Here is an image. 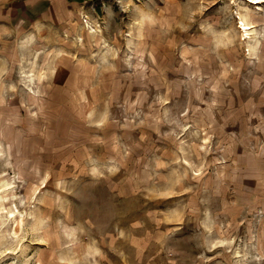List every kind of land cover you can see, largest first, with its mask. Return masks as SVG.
<instances>
[{
    "label": "rangeland",
    "instance_id": "374dc122",
    "mask_svg": "<svg viewBox=\"0 0 264 264\" xmlns=\"http://www.w3.org/2000/svg\"><path fill=\"white\" fill-rule=\"evenodd\" d=\"M0 264H264V0H0Z\"/></svg>",
    "mask_w": 264,
    "mask_h": 264
},
{
    "label": "bare ground",
    "instance_id": "6f19581e",
    "mask_svg": "<svg viewBox=\"0 0 264 264\" xmlns=\"http://www.w3.org/2000/svg\"><path fill=\"white\" fill-rule=\"evenodd\" d=\"M257 1L259 2V1H262V0H257ZM245 28H246V29H248V28H249V26H247V25H246V26H245ZM15 177H16V176H15ZM11 213H12V212H11Z\"/></svg>",
    "mask_w": 264,
    "mask_h": 264
}]
</instances>
